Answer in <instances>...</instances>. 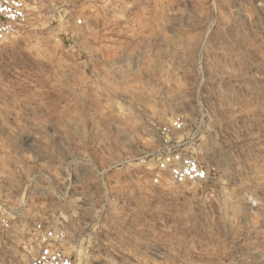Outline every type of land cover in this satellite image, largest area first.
<instances>
[{
	"label": "rangeland",
	"instance_id": "rangeland-1",
	"mask_svg": "<svg viewBox=\"0 0 264 264\" xmlns=\"http://www.w3.org/2000/svg\"><path fill=\"white\" fill-rule=\"evenodd\" d=\"M26 1L0 44V264L36 222L75 264H264V0ZM177 115L207 177L155 184Z\"/></svg>",
	"mask_w": 264,
	"mask_h": 264
},
{
	"label": "built area",
	"instance_id": "built-area-1",
	"mask_svg": "<svg viewBox=\"0 0 264 264\" xmlns=\"http://www.w3.org/2000/svg\"><path fill=\"white\" fill-rule=\"evenodd\" d=\"M28 9L26 0H0V44L16 35L26 25ZM75 24L81 25V20H77ZM67 36V41H72L73 33L70 32ZM184 127L183 118L177 115L168 125L159 129L160 145L154 153L157 173L153 178L155 184H159L163 176L174 186L206 180V171L186 151L187 142L181 136ZM0 228H11V222L4 214L0 215ZM64 239L65 234L60 227L48 223H34L30 240L36 246V253L24 264H75L74 258L63 250Z\"/></svg>",
	"mask_w": 264,
	"mask_h": 264
}]
</instances>
